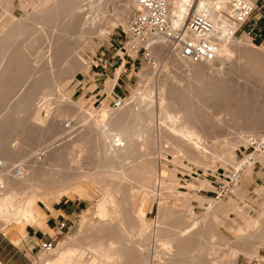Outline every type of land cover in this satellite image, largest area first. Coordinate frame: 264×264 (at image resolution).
<instances>
[{"label":"bare ground","instance_id":"6f19581e","mask_svg":"<svg viewBox=\"0 0 264 264\" xmlns=\"http://www.w3.org/2000/svg\"><path fill=\"white\" fill-rule=\"evenodd\" d=\"M237 1L247 7L254 5V0ZM117 2L30 0L24 5V15L17 19L8 12L12 2L0 0L4 11L0 18L1 229L18 232L22 237L26 225L41 224L39 202L50 192L66 194L74 189L85 194L88 185H95L101 192L96 220L92 223L84 217L80 227L87 226L82 233L69 236L65 248L50 253L49 259L42 258L41 264H73L77 258L82 259L80 264H144L145 251L125 243L139 233L137 225L141 222L143 204L138 201V212L133 213L127 192L142 186L156 195V173L161 171L168 173L163 182L167 181V189L172 188L174 173L163 158L154 157L159 139L177 152L192 155L191 150L197 152L204 137L212 133L210 129L215 127V122L237 129L238 136L223 135L229 144L221 152L214 150L217 138L213 137L208 152L213 159L236 165L234 146L253 145V151L232 170L240 171L238 181L246 169L264 156V134L256 132L264 128V44L255 47L244 33L243 41L232 39L231 31L241 20L233 9V0H173L170 7L174 25L191 13L211 21L217 51L214 60L190 61L159 37L158 44L151 49L152 57L154 54L156 63L168 66L171 75L160 83L156 100L149 80L143 78L142 92L124 100L120 108H108L102 102L98 119L93 122L88 119L90 111L79 108L75 115L78 117L75 123H82L79 127L70 129L57 143L40 145L42 137L60 126L68 113L57 107L38 118L36 101L42 94H45L42 101L58 97L59 86L71 81L78 71L87 69L88 61L78 57V49L95 37L99 41L107 38L108 22L110 28L120 23L126 30V16L136 8V0H123L115 7ZM33 37L39 39L43 49H34L33 41L29 40ZM233 49L237 52L235 58H232ZM131 55L135 59L134 53ZM144 67L149 74L150 66ZM120 70L121 67L117 68L109 88ZM233 74H239L243 81L231 83L233 79L228 76ZM217 113H223L222 118ZM210 118H215V122ZM237 184L235 181L232 185L233 191L242 195L244 191ZM114 209H118V216L110 221ZM242 217L244 225L233 229L236 240L246 247L255 246L261 232L257 229L264 225L260 224V218ZM19 225L24 226L19 228ZM159 226L156 238L164 240L161 245L174 257H164L171 264H183L188 258L204 259L206 252L213 257L206 256L203 264H223L235 255L232 249L222 256L220 248L211 244L185 249L183 242L201 238L200 231L179 227L172 235L168 233L169 224L165 226L160 221ZM193 228H197V223Z\"/></svg>","mask_w":264,"mask_h":264},{"label":"rangeland","instance_id":"374dc122","mask_svg":"<svg viewBox=\"0 0 264 264\" xmlns=\"http://www.w3.org/2000/svg\"><path fill=\"white\" fill-rule=\"evenodd\" d=\"M10 1L12 2V7L8 12L14 18H21L25 13L24 5L29 3L30 0ZM122 1L118 0L114 6L119 7ZM255 2L256 0H254V4ZM133 9L127 14L126 20L132 14ZM255 12L256 10L253 11V14ZM3 15L4 11L0 7V18ZM223 25L227 26L228 24L225 23ZM110 27V23L108 22L106 29L107 38L99 41L95 37L93 41L85 42V46L78 49V57L88 61L87 69L78 71L71 81L63 86H59L58 97L42 101V98H45V94H42L36 101L35 114L38 118L45 117L47 113L50 114V111L57 107H59L60 111L68 113L67 115L63 113L67 117L61 122L60 126L42 137L40 144L42 147L55 141L58 142V140L64 138L70 129L79 127L82 124L75 123L78 119V117L76 119L78 114L76 111L79 108L90 111L91 114L88 119L91 122L96 121L99 115L98 107L102 102H105L104 105L109 108L115 97L129 100L133 94H140L142 92L140 81L143 78H147V81L149 80L152 88L151 91H153L152 95L156 100L160 83L165 78L170 77V68L162 65L160 62L156 63L154 54L151 62H141L139 57L133 60L124 55V49L122 48L125 39L122 36L123 25L119 23L114 28ZM242 27L239 24L231 31L233 32V40H244ZM36 39L37 37L29 38L30 41H33L32 45L34 49L36 51L43 49V44L38 41L39 39ZM249 40L255 47L264 44V36L249 38ZM168 50L172 52L170 49ZM233 51L232 58H235L237 52L235 49ZM255 51H259L258 48ZM184 61L188 64L191 63L185 59ZM145 65L151 68L149 74L144 67ZM120 67L121 70L118 73L114 86L109 88L108 83L114 79L117 68ZM142 73L145 74L143 75ZM167 74L170 75L168 76ZM238 76L239 74H233L228 76V78L233 79L231 83L242 82L243 79L241 77L238 78ZM236 78L238 79L235 80ZM252 82L254 83L255 81ZM258 86L260 85L258 84ZM49 90L50 88H47L46 92H49ZM217 115H220L219 118H222L223 113H217ZM210 119L215 122V118ZM214 126L210 129L212 133L204 137L205 143L201 144V148L197 149V152L191 150L192 155L182 151L177 152L176 149L175 151L171 148L172 146L170 147L160 139L156 141L154 157L160 156L163 158L162 161L174 173L175 182L171 189H167L166 180L163 182L164 178H167L168 173L161 171L160 173H156L158 180L155 179L157 183L155 185L156 195L151 194V191L147 187L142 186L135 187L133 190L127 192L129 207L133 213L138 212V201L143 202V204L141 208V222L137 225L139 233L137 236L136 234L133 235L130 241L125 243L133 244L145 251L144 264H171L167 260H164V257L174 258L161 245L164 240L156 238L157 230L160 229V221L165 226L169 224L168 233L172 235L177 232L176 228L179 227L190 230V232L200 231L201 238L194 239L193 241L187 239L183 242L185 249L191 248V246L194 247L196 244L199 246L211 244L214 247L220 248L222 256L228 254L232 249L235 251L234 257L230 260H225L223 264H264V228L257 229L261 231L258 236L259 242L255 246L250 247L239 244L236 240L237 235L233 231L237 226L244 225L242 215L260 218V224L264 225V216H261L264 213V156H260V161H255L249 170L246 169V173L248 174L254 168L248 180H246L247 175H244L238 181L237 188L241 189V184H243L242 182H244L245 177L246 183L244 187L246 192L242 195H234L232 183L229 182V191L215 198L219 182L222 179L228 180L226 177L231 176L232 170L242 163L246 154L252 152L253 149L247 143H240L238 146H234V154L236 162H238L236 165L218 158L213 159L208 152L210 146H212L209 141L213 137L217 138L214 150L221 152L229 144L225 136H223L225 133H228L227 135L231 138L240 135V132L235 128H226L227 126L219 125L216 122ZM256 132L264 134V128L257 129ZM171 150H174V152ZM180 153L183 155H180ZM256 175L259 177L256 178ZM241 190L244 191V189ZM100 198L101 192L95 185H88L85 194L81 190L78 192L74 189H69L66 194L53 191L44 197L42 196L39 207L43 223L26 225L25 227L28 238L23 239L27 244L26 248H23L28 254L27 264H41L42 258L49 259L50 253H54V251H58L57 253H59L61 247L65 248L69 236L80 235L83 231L82 229L87 226L86 224L83 228L80 227L84 217L87 220L91 219L89 222L92 223L94 222L93 219L96 220V207ZM117 210L114 209L113 213H111L110 221L115 220L118 216ZM62 223H64V227L60 229ZM195 223H197V228L192 229ZM1 225L0 223V229ZM23 226L19 225L18 227ZM10 229H12L11 226ZM155 239L157 240L155 241ZM46 240L53 243V248L50 252H44L39 247L40 242ZM72 244H75V242L72 241ZM250 252L252 253L250 254ZM206 256L213 257L211 253L208 255V252L205 253L203 258L205 259ZM204 259L202 257L195 260L188 258L183 260V264H203ZM81 260V258H77L74 261L75 263H72L80 264Z\"/></svg>","mask_w":264,"mask_h":264},{"label":"built area","instance_id":"2783aa9c","mask_svg":"<svg viewBox=\"0 0 264 264\" xmlns=\"http://www.w3.org/2000/svg\"><path fill=\"white\" fill-rule=\"evenodd\" d=\"M173 0H136V8L129 16L127 28L123 30L124 55L140 58L141 62H151L152 47L158 44L162 37L182 57L190 61H212L216 58V43L212 38L213 25L211 21L200 14H189L178 25L173 24L170 7ZM248 6V5H247ZM239 4L233 0V9L241 19L242 32L250 39L264 36V0H256L251 7ZM256 12L253 14V11ZM134 60V59H133ZM124 100L115 97L112 108H120ZM254 149L253 145H249ZM222 179L217 186L216 196L229 191V182L234 184L241 178L240 171H232L230 177ZM64 227L61 224L60 229ZM39 247L44 252L53 248L52 241H42Z\"/></svg>","mask_w":264,"mask_h":264},{"label":"crops","instance_id":"0c3cea01","mask_svg":"<svg viewBox=\"0 0 264 264\" xmlns=\"http://www.w3.org/2000/svg\"><path fill=\"white\" fill-rule=\"evenodd\" d=\"M115 78V77H114ZM114 86V85H113ZM260 161V160H259ZM254 168L251 169V171L247 174L246 171L244 174L248 180L249 177L252 175ZM256 178L259 176H255ZM245 177L244 182H242V188L244 189V192H246L245 189V183H246ZM234 193V192H233ZM234 195H236L234 193ZM40 216L42 219V213L40 212ZM43 223V222H42ZM28 225H38L37 223H32ZM26 227V226H25ZM23 228L21 235H19L18 232H6L2 229H0V264H27L28 263V254L24 248H26V242L23 239L28 238L26 234V229ZM20 238L18 241H14V239ZM24 247V248H23Z\"/></svg>","mask_w":264,"mask_h":264}]
</instances>
